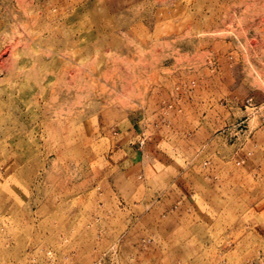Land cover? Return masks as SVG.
I'll return each instance as SVG.
<instances>
[{"label":"rangeland","instance_id":"rangeland-1","mask_svg":"<svg viewBox=\"0 0 264 264\" xmlns=\"http://www.w3.org/2000/svg\"><path fill=\"white\" fill-rule=\"evenodd\" d=\"M0 264H264V0H0Z\"/></svg>","mask_w":264,"mask_h":264},{"label":"bare ground","instance_id":"bare-ground-1","mask_svg":"<svg viewBox=\"0 0 264 264\" xmlns=\"http://www.w3.org/2000/svg\"><path fill=\"white\" fill-rule=\"evenodd\" d=\"M81 33H82V32H81ZM82 41H83V40H82ZM82 41H81V42H82ZM71 44H73L72 40L70 41V45H71ZM77 47H78V45H77ZM79 50L81 51V50H84V49L79 47ZM77 53H78V52H77ZM70 76H71V75H70ZM70 76H69V77H70ZM71 77H72V76H71ZM72 78H74V77H72ZM72 78H70V79L72 80Z\"/></svg>","mask_w":264,"mask_h":264}]
</instances>
